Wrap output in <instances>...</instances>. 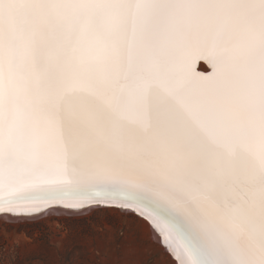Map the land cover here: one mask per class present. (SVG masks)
Instances as JSON below:
<instances>
[{"label":"snow or ice","instance_id":"obj_1","mask_svg":"<svg viewBox=\"0 0 264 264\" xmlns=\"http://www.w3.org/2000/svg\"><path fill=\"white\" fill-rule=\"evenodd\" d=\"M85 203L264 264V0H0V212Z\"/></svg>","mask_w":264,"mask_h":264},{"label":"rangeland","instance_id":"obj_2","mask_svg":"<svg viewBox=\"0 0 264 264\" xmlns=\"http://www.w3.org/2000/svg\"><path fill=\"white\" fill-rule=\"evenodd\" d=\"M175 260L146 218L120 206L91 205L80 213L48 208L36 216L10 218L0 214V264H177Z\"/></svg>","mask_w":264,"mask_h":264},{"label":"bare ground","instance_id":"obj_3","mask_svg":"<svg viewBox=\"0 0 264 264\" xmlns=\"http://www.w3.org/2000/svg\"><path fill=\"white\" fill-rule=\"evenodd\" d=\"M202 65L204 64L206 66V71H208L209 69L207 68L206 63H201ZM91 205H102V204H96V203H85L83 207L79 208V209H71V208H65L62 205H50L48 207H43V206H37L38 210L37 211H31V212H24L21 211L19 213H8V212H0V214H5L6 216L10 217H15L16 215H21L24 216L27 214H32V213H36V212H40L39 214H42L46 209L48 208H52L55 209V211H65L68 213H80L82 211H85L86 208H88ZM117 206V205H116ZM90 209V208H89ZM135 212H137L140 216L146 218L149 223L151 224L152 230L154 232V235L156 237L157 240H159L163 245H165V247L169 250V252L172 254V256L176 259L175 263L180 264V261L177 259V251H179L181 254H183V249L180 248L179 243L177 241V238L175 236L174 233H169L165 227V225H163V223L161 222H157L154 221L150 216L147 215V213H142L140 210H134L131 209ZM29 216V215H28ZM32 216V215H30ZM167 236V238H166Z\"/></svg>","mask_w":264,"mask_h":264},{"label":"water","instance_id":"obj_4","mask_svg":"<svg viewBox=\"0 0 264 264\" xmlns=\"http://www.w3.org/2000/svg\"><path fill=\"white\" fill-rule=\"evenodd\" d=\"M201 63H204L203 61L200 62V65H202ZM200 65H198V67H200ZM207 65V64H206ZM207 68L209 69L208 71H205V74H209L211 72V68L207 65ZM42 212V211H40ZM40 212H36V213H32V214H27V215H33V216H36L38 215Z\"/></svg>","mask_w":264,"mask_h":264}]
</instances>
